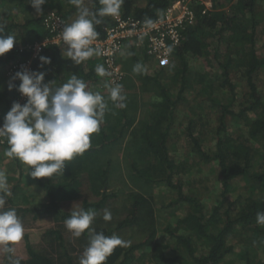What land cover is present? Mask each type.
Masks as SVG:
<instances>
[{"label":"trees","instance_id":"trees-1","mask_svg":"<svg viewBox=\"0 0 264 264\" xmlns=\"http://www.w3.org/2000/svg\"><path fill=\"white\" fill-rule=\"evenodd\" d=\"M174 1L123 0L117 16L152 22ZM262 1L212 0L205 13L203 6L193 3L195 21L181 31L176 46L169 45L172 63L165 67L146 49L136 50L125 42L119 56L124 76L114 86L97 74L96 67L102 65L97 54L77 64L67 56L64 41L43 47L31 62L33 70L45 72L43 83L55 88L76 76L88 91L103 97L106 107L90 148L68 162L63 172L32 178L29 166L19 164V183H35L44 196L41 208L31 204L27 190L18 184L8 188L9 194L0 192L5 200L0 210L14 209L23 228H29L17 242L21 250L15 251L11 244L8 252L0 245V264H80L89 243L88 230L77 238L65 227V220L79 209L96 212L91 229L125 241L105 264H264V224L256 219L257 212H264V92L260 88L264 79L259 77L264 71V31L257 29L264 19ZM101 7L100 0H80L79 5L46 0L38 14L30 0H0L3 35L17 39L13 49L0 56V121L19 101L20 81L12 77L30 57L29 47L53 36L44 25L48 14L61 17L67 25L77 19L81 8L98 12ZM15 13L22 19H16ZM114 17H96L100 23L95 25V39L104 37ZM41 57L51 63L41 66ZM191 64L199 71H193ZM13 67L17 68L11 72ZM10 83L15 85L11 90ZM117 85L124 100L114 102L110 90ZM206 109L207 117L202 114ZM209 123L211 129L206 128ZM0 147L3 153L8 151L6 137ZM193 167L218 180L220 194L214 201L212 194L201 200L191 196L193 185L201 181L185 179ZM122 175L133 186H117ZM237 182L244 184L237 188L233 186ZM152 184H163L178 195L166 209L187 205L182 217L161 228L156 227ZM105 210L111 213L110 221L103 219ZM42 216L51 225L32 241L29 231ZM244 230L252 231L257 250L249 245L235 252L232 240ZM159 231L167 235L166 243L157 239Z\"/></svg>","mask_w":264,"mask_h":264},{"label":"clouds","instance_id":"clouds-1","mask_svg":"<svg viewBox=\"0 0 264 264\" xmlns=\"http://www.w3.org/2000/svg\"><path fill=\"white\" fill-rule=\"evenodd\" d=\"M32 7L38 13L46 0H30ZM79 5L80 0H71ZM123 0H100L102 7L98 12L88 8H81L77 19L64 25L62 39L68 45L67 56L79 64L94 54H99V49L91 47L93 40L98 35L95 25L100 23L97 16H117ZM6 25L0 21V56L11 51L16 43L13 35L4 36ZM43 64L51 63L47 57L40 58ZM100 76L106 75L102 65L96 67ZM43 71H17L12 80H19L17 90L27 98L21 105L14 102L6 113L0 136L6 137L9 145L6 155L15 156L30 168L32 178H51L54 174L64 171L68 162L75 156L85 153L91 146V136L100 128L101 117L106 107L103 97L99 93L87 90V85L76 76H72L66 83L59 87H50L43 83ZM15 85L9 84V90ZM111 100L123 101L121 86L117 85L110 90ZM118 107H124L118 103ZM0 192L8 193L7 179L0 172ZM5 200L0 196V209ZM96 212L79 209L72 211L65 220V227L74 237H80L88 230L89 243L80 258V264H105L107 258L117 246H123V241L118 236H106L90 228ZM103 219L110 221L111 213L105 210ZM256 219L259 224H264V212H257ZM24 228L14 209L0 210V245L5 246V251L11 252V244L23 238Z\"/></svg>","mask_w":264,"mask_h":264},{"label":"built area","instance_id":"built-area-1","mask_svg":"<svg viewBox=\"0 0 264 264\" xmlns=\"http://www.w3.org/2000/svg\"><path fill=\"white\" fill-rule=\"evenodd\" d=\"M193 3L203 6L202 13L210 10L213 4L212 0H176L161 17L152 22H141L133 18L122 19L115 16L114 25L105 30L104 37L94 39L91 44L94 49H99L97 56L107 73L103 76L104 82L114 86L123 79L124 73L119 65V56L124 50L125 42L132 44L136 50L146 49L160 66L170 65L172 53L169 45L176 46L179 43L181 31L195 21ZM64 23L65 21L61 17L52 13L48 14L44 25L53 36L29 47L30 57L18 66L21 71H35L31 68L32 59L40 55L43 47L63 41ZM15 68L17 67H13L11 72ZM26 99L20 93L18 103L21 104Z\"/></svg>","mask_w":264,"mask_h":264},{"label":"rangeland","instance_id":"rangeland-1","mask_svg":"<svg viewBox=\"0 0 264 264\" xmlns=\"http://www.w3.org/2000/svg\"><path fill=\"white\" fill-rule=\"evenodd\" d=\"M63 4H65V3H63ZM64 8H67V6H65ZM261 10L264 11V1H262ZM42 11H43V9H42ZM46 12H47V10H46ZM48 12L50 13V10ZM15 18L16 19L17 18L22 19L19 16H17V13H15ZM257 29L264 31V19L262 20L260 25L257 27ZM261 40H262V42H264V37H262ZM261 45H262V43L260 41L258 47L261 48ZM261 52L264 54L263 51H261ZM194 66H195L194 64L193 65L191 64V68ZM195 69L198 70L197 68H192L193 71H195ZM0 77H1V74H0ZM259 77L261 79H264V71L260 72ZM193 82H194L193 83L194 87H197L198 84L196 82V79H194ZM240 86H242V85H240ZM241 88L242 87L238 88V90H240ZM260 88L263 89V92H264V85H261ZM189 96L193 97V93H190ZM188 100H189L188 101L189 102L188 105H189L191 103L190 101H192V100H190V98ZM209 112L210 111H208V109H206L205 111L202 112V114L205 117H207V113H209ZM216 112H218V111H216ZM212 114H213V111L211 114H208L210 118H211ZM2 123H3V120L0 121V125H2ZM216 123H217V120L215 123L213 121L212 125L210 123L206 124V128L211 129L210 125L214 126V124L216 125ZM227 123L231 124L229 119H227ZM208 136H206L205 139L208 140V138H209ZM1 142H4V137H2V136L0 138V143ZM1 150L2 149L0 147V156L3 157L4 159L3 158L0 159V172L4 173V175L6 176L7 187L10 188L11 186L18 184V186L20 188H22V190H27L28 194L30 195L29 200H30L31 204H33L36 209L41 208L40 203H41V200H44L43 199L44 196L41 194L40 190H38L35 183H31V184H29V183L24 184L23 182L19 183V179H20L19 178V164H20L21 168L22 167L26 168L27 165L24 164L22 161H20L16 157H13V156L10 157V156L6 155V152L3 153V151H1ZM1 153H3V154H1ZM208 167H209V170L212 169V166H208ZM120 169H121V173H123V175L125 176L126 172L124 171V165H121ZM200 171L201 170L198 167H193L192 171H189L188 174L185 176V179H189V180H200L201 179V181L199 183L193 185L195 188L193 189L191 196L201 200L204 196H206L205 194H208V195L212 194V199L214 201L216 196L218 194H220L221 185L219 184L216 177L214 178V176L212 174H207L205 172L206 170H203L202 172H200ZM123 175L121 176V182H115V184L117 186H122V187L126 186L127 188H128V186H130V187L133 186V184H131V182L128 179H126L127 175L125 176L126 178ZM28 182H30V181H28ZM243 184H244L243 182L242 183L237 182L233 186L236 185L235 187L238 188V187H242ZM187 190H188V188L185 187L183 194L186 195ZM149 191L151 192V196H153V198L155 199V203L153 206L155 208V211H156L155 214L157 217L156 227H158V226H160V228H161V226L164 227L166 224H168V222L174 221V218L176 219L177 217H182L184 215V213L186 211V206H187L185 203H183V204L178 203L174 206L175 208H172L169 210L166 209V206L168 204H170L172 201L177 200L178 195L176 194V192L170 190L168 187H166L163 184H161V185L152 184L149 188ZM237 192H240V191H235V193H237ZM231 194H232V192H229L228 195L231 196ZM49 221L50 220H48L46 217H43V216L37 218L33 228L29 231V234H28L29 239L32 241H38V238H40V234L44 230H46L47 228L50 227L51 222H49ZM27 229L29 230V228H24V231L25 232L28 231ZM251 230H244V232H242L240 235L236 234L239 237H237L236 240H234V239L232 240V241H234L233 243L236 245L235 252H238L242 246L245 248V247H248L249 245L253 246L254 249L257 250L258 245L256 243H254L253 233ZM237 231H239V230H237ZM245 238H247V239H245ZM157 239L159 240V242L166 243L168 240V237H167V235L164 234V232L159 231L158 235H157ZM21 240L18 242H21ZM16 245H18L17 242L14 243L13 246H16ZM14 248H15V251L18 249L21 250V246H16ZM259 249H260V247H259ZM165 252H167V250ZM230 258L236 259L235 256L232 257V255ZM134 264H136V263L134 262Z\"/></svg>","mask_w":264,"mask_h":264},{"label":"crops","instance_id":"crops-1","mask_svg":"<svg viewBox=\"0 0 264 264\" xmlns=\"http://www.w3.org/2000/svg\"><path fill=\"white\" fill-rule=\"evenodd\" d=\"M0 158L2 159L3 157L0 156ZM4 159V158H3Z\"/></svg>","mask_w":264,"mask_h":264}]
</instances>
